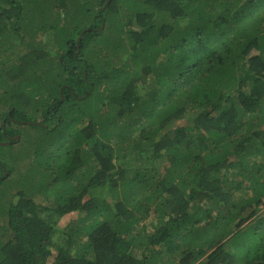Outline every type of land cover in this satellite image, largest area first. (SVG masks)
<instances>
[{
  "label": "trees",
  "instance_id": "trees-1",
  "mask_svg": "<svg viewBox=\"0 0 264 264\" xmlns=\"http://www.w3.org/2000/svg\"><path fill=\"white\" fill-rule=\"evenodd\" d=\"M106 1L0 0V264H264V0Z\"/></svg>",
  "mask_w": 264,
  "mask_h": 264
},
{
  "label": "rangeland",
  "instance_id": "rangeland-1",
  "mask_svg": "<svg viewBox=\"0 0 264 264\" xmlns=\"http://www.w3.org/2000/svg\"><path fill=\"white\" fill-rule=\"evenodd\" d=\"M89 1L91 3V1L94 2L96 0H89ZM49 8H51V9L53 8L54 11H58L59 10L58 7H56V4H53V5L49 6ZM85 9L88 10V7H86V8H84V7H75V5H74V6H71L69 8L70 11H69V13H68V15L66 17L65 23H64L65 28H62L61 31H59V33L57 35L58 39H62V37H64L65 35L68 36L70 34L69 33L70 30H72L70 25L72 23H77L78 21L81 22V21H83L85 19H86L85 23H87V20L89 19V14L87 13V11H85ZM58 16H59V13H58ZM60 23H62V22H60ZM97 25H98L99 28L102 26L101 24L99 25V23H97ZM133 25H134V22L131 19L130 27L133 26ZM81 35H82V32L78 35L77 40H76L77 42L79 41ZM124 39L126 40L127 36H125ZM19 51L20 52L23 51V46L20 47ZM54 52H55L54 50H51L49 53L50 54H54ZM11 57H12V54H11ZM127 57L128 56H125L124 59H126ZM48 65H49L48 62L46 63L43 60L39 61L38 75L35 76L34 78H32L30 81H33V82L36 81V83H38V82H40V78L41 77L43 79H45L44 76H45L46 68H47ZM55 67L57 68V65ZM40 88H41V94L43 96V98L42 97L40 98V104L42 105V104L46 103V98L49 96L50 87H49V85H40L39 89ZM37 106L39 107L40 105L37 104ZM196 112H197V109L192 110L190 112H187L186 115L183 118H181L180 120L175 121V124L176 125L186 124L187 120H186L185 117H188V115H191V114H195ZM29 122H31V121H29ZM35 122L36 123L37 122L41 123L40 120L35 121ZM54 127H55V124L51 126V128H54ZM23 133H24L26 138L20 145L16 144L17 143L16 142V143H13V145L9 144V145H5V147L3 146V147L0 148V158L1 159L5 158V159L13 160V162H15L17 164V167H19V172H21V173L25 172V170L27 168L26 167L27 166L26 163L29 161L28 155L31 152L33 146L37 145V143L39 141L38 140L39 137H38V135H37V133L35 132L34 129H29L28 130V128H23ZM16 140H18V139H16ZM7 148H10V149H7ZM159 170H160V172L163 171L162 169H159ZM13 175L18 176L17 173H14ZM39 197H41V195L38 196L37 199H42V197L41 198H39ZM6 200H7V198L4 199L5 203H6ZM4 217H5V214H4V206H3L1 211H0V225H3ZM74 217H72V218H74ZM72 218H70V215H65V216L61 217L60 219L56 216V219H57L56 225L59 226V227L60 226L64 227L68 223L69 219H72ZM0 232H1V229H0ZM3 240H4V238H3Z\"/></svg>",
  "mask_w": 264,
  "mask_h": 264
},
{
  "label": "water",
  "instance_id": "water-1",
  "mask_svg": "<svg viewBox=\"0 0 264 264\" xmlns=\"http://www.w3.org/2000/svg\"><path fill=\"white\" fill-rule=\"evenodd\" d=\"M108 1V0H107ZM107 1L105 2V4L101 7V9L104 8V6L106 5ZM27 123H30V122H27ZM9 138V137H8ZM10 139V138H9ZM14 139H18V136L16 135ZM10 142V140H7V141H1L0 144L2 145H6Z\"/></svg>",
  "mask_w": 264,
  "mask_h": 264
},
{
  "label": "clouds",
  "instance_id": "clouds-1",
  "mask_svg": "<svg viewBox=\"0 0 264 264\" xmlns=\"http://www.w3.org/2000/svg\"><path fill=\"white\" fill-rule=\"evenodd\" d=\"M51 55H54V54H51ZM19 123H21V122L19 121ZM16 135H17V134H15L14 136H10V137H9L10 139H8V140H10V142L13 141V140H16V139H14ZM17 136H18V138H19V135H17ZM5 141H7V140H5ZM10 142H9L8 144H10ZM8 144H6V145H8ZM1 145H2V144H1Z\"/></svg>",
  "mask_w": 264,
  "mask_h": 264
}]
</instances>
